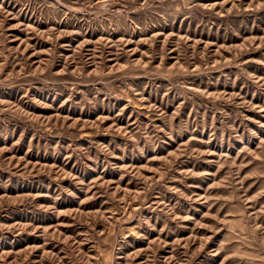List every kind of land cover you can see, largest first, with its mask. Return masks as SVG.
Masks as SVG:
<instances>
[{
  "label": "rangeland",
  "instance_id": "rangeland-1",
  "mask_svg": "<svg viewBox=\"0 0 264 264\" xmlns=\"http://www.w3.org/2000/svg\"><path fill=\"white\" fill-rule=\"evenodd\" d=\"M0 264H264V0H0Z\"/></svg>",
  "mask_w": 264,
  "mask_h": 264
}]
</instances>
